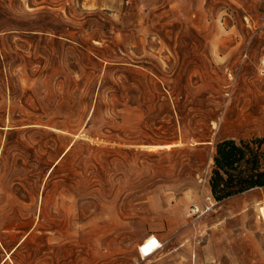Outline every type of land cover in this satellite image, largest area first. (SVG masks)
<instances>
[{
  "label": "rangeland",
  "instance_id": "rangeland-1",
  "mask_svg": "<svg viewBox=\"0 0 264 264\" xmlns=\"http://www.w3.org/2000/svg\"><path fill=\"white\" fill-rule=\"evenodd\" d=\"M256 137L264 0H0V264H264V188L210 189Z\"/></svg>",
  "mask_w": 264,
  "mask_h": 264
},
{
  "label": "trees",
  "instance_id": "trees-1",
  "mask_svg": "<svg viewBox=\"0 0 264 264\" xmlns=\"http://www.w3.org/2000/svg\"><path fill=\"white\" fill-rule=\"evenodd\" d=\"M214 148L210 189L216 201L264 188V138H228Z\"/></svg>",
  "mask_w": 264,
  "mask_h": 264
},
{
  "label": "built area",
  "instance_id": "built-area-1",
  "mask_svg": "<svg viewBox=\"0 0 264 264\" xmlns=\"http://www.w3.org/2000/svg\"><path fill=\"white\" fill-rule=\"evenodd\" d=\"M213 209V205H205L203 207L197 206L194 207L191 210V215L195 217H201L206 214H208L211 210ZM158 249L156 248L155 245L150 242V239L147 238L140 246H139V254L142 259H147L150 256H152L154 253H156ZM152 253V254H150Z\"/></svg>",
  "mask_w": 264,
  "mask_h": 264
},
{
  "label": "bare ground",
  "instance_id": "bare-ground-1",
  "mask_svg": "<svg viewBox=\"0 0 264 264\" xmlns=\"http://www.w3.org/2000/svg\"><path fill=\"white\" fill-rule=\"evenodd\" d=\"M173 145H165V146H161V147H166V148H170V147H172ZM160 147V146H159ZM260 211L263 213V215H264V207H260Z\"/></svg>",
  "mask_w": 264,
  "mask_h": 264
}]
</instances>
